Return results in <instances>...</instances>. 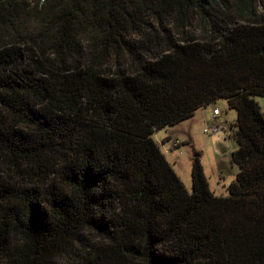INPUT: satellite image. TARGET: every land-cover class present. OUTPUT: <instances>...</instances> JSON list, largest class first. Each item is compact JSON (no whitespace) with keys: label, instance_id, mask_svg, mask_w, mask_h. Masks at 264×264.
<instances>
[{"label":"trees","instance_id":"obj_1","mask_svg":"<svg viewBox=\"0 0 264 264\" xmlns=\"http://www.w3.org/2000/svg\"><path fill=\"white\" fill-rule=\"evenodd\" d=\"M259 1L0 0V264H264ZM219 100L237 173L189 194L152 135Z\"/></svg>","mask_w":264,"mask_h":264},{"label":"rangeland","instance_id":"obj_2","mask_svg":"<svg viewBox=\"0 0 264 264\" xmlns=\"http://www.w3.org/2000/svg\"><path fill=\"white\" fill-rule=\"evenodd\" d=\"M255 7L257 13L264 16V1H259ZM254 101L264 116V98L257 96ZM213 109L220 113L217 121L208 120ZM235 124V111L229 110L226 102L219 100L198 109L191 118L178 125L153 133L152 139L187 193H191V167L193 160L197 158L210 192L215 197L224 198L227 197V188L234 181L237 173V167L231 163V155L236 149L232 138L235 130L232 126ZM218 125L223 127L222 133L215 136L205 134L207 127L211 129ZM175 141L180 145L172 148V143ZM59 262L62 263L63 259Z\"/></svg>","mask_w":264,"mask_h":264},{"label":"built area","instance_id":"obj_3","mask_svg":"<svg viewBox=\"0 0 264 264\" xmlns=\"http://www.w3.org/2000/svg\"><path fill=\"white\" fill-rule=\"evenodd\" d=\"M218 115H219V111L216 109H213L212 117L214 119H216ZM222 132H223V127H221V125L215 126L214 128H211V129L208 127L205 129V134H207L209 136H215V135L220 134ZM179 145L180 144L177 141H175L172 143V148H177Z\"/></svg>","mask_w":264,"mask_h":264},{"label":"crops","instance_id":"obj_4","mask_svg":"<svg viewBox=\"0 0 264 264\" xmlns=\"http://www.w3.org/2000/svg\"><path fill=\"white\" fill-rule=\"evenodd\" d=\"M219 115H220V113H219ZM219 115L217 116L216 119H214V118L212 117V113H211L210 116H208V120H210V121H217L218 118H219ZM225 124H226V123H225Z\"/></svg>","mask_w":264,"mask_h":264},{"label":"water","instance_id":"obj_5","mask_svg":"<svg viewBox=\"0 0 264 264\" xmlns=\"http://www.w3.org/2000/svg\"><path fill=\"white\" fill-rule=\"evenodd\" d=\"M232 156V155H231Z\"/></svg>","mask_w":264,"mask_h":264}]
</instances>
